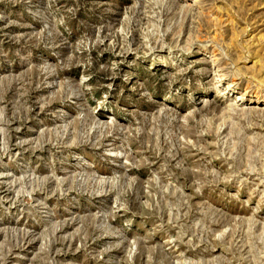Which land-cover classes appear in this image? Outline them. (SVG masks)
I'll list each match as a JSON object with an SVG mask.
<instances>
[{"label": "rangeland", "instance_id": "rangeland-1", "mask_svg": "<svg viewBox=\"0 0 264 264\" xmlns=\"http://www.w3.org/2000/svg\"><path fill=\"white\" fill-rule=\"evenodd\" d=\"M0 264H264V0H0Z\"/></svg>", "mask_w": 264, "mask_h": 264}]
</instances>
